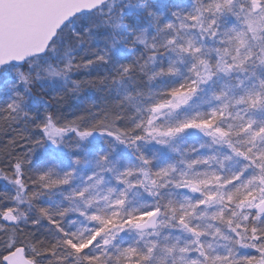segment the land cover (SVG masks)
Instances as JSON below:
<instances>
[{
    "label": "snow or ice",
    "instance_id": "1",
    "mask_svg": "<svg viewBox=\"0 0 264 264\" xmlns=\"http://www.w3.org/2000/svg\"><path fill=\"white\" fill-rule=\"evenodd\" d=\"M20 123L0 264H264V0H0Z\"/></svg>",
    "mask_w": 264,
    "mask_h": 264
},
{
    "label": "trees",
    "instance_id": "2",
    "mask_svg": "<svg viewBox=\"0 0 264 264\" xmlns=\"http://www.w3.org/2000/svg\"><path fill=\"white\" fill-rule=\"evenodd\" d=\"M80 79H93V76H88L86 74H82L79 77ZM81 99H76L71 96L69 93L63 103L60 105H56L55 101H53L54 108L59 107L60 110L65 115H70L75 112L77 108H89L93 105L103 106L106 103H111L112 98L107 92H101L99 90H90L85 89L83 93H81ZM25 125L23 123L12 125L11 127H0V152L6 151V145L9 144V141L12 137H17L19 139V134L24 132ZM4 191V183L0 181V192Z\"/></svg>",
    "mask_w": 264,
    "mask_h": 264
}]
</instances>
